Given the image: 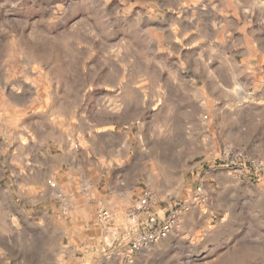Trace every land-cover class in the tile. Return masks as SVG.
<instances>
[{"label": "rangeland", "instance_id": "374dc122", "mask_svg": "<svg viewBox=\"0 0 264 264\" xmlns=\"http://www.w3.org/2000/svg\"><path fill=\"white\" fill-rule=\"evenodd\" d=\"M252 38L264 0H0V264H264Z\"/></svg>", "mask_w": 264, "mask_h": 264}, {"label": "built area", "instance_id": "2783aa9c", "mask_svg": "<svg viewBox=\"0 0 264 264\" xmlns=\"http://www.w3.org/2000/svg\"><path fill=\"white\" fill-rule=\"evenodd\" d=\"M241 166L247 170H254V172L258 173L259 171L264 170V161L259 160L258 158L249 157L245 160H242ZM148 201L149 195L146 194L140 201L142 208H147L149 205ZM99 219L104 222L109 221L110 213L107 210H102L99 213ZM177 221L178 215L175 211H171L167 218H165L162 222L158 220V217L155 214H149L146 221L143 222L146 230L138 234L136 237L129 239V251L137 252L144 250L160 239L167 237L174 230ZM118 234L119 232H114L115 236Z\"/></svg>", "mask_w": 264, "mask_h": 264}, {"label": "crops", "instance_id": "0c3cea01", "mask_svg": "<svg viewBox=\"0 0 264 264\" xmlns=\"http://www.w3.org/2000/svg\"><path fill=\"white\" fill-rule=\"evenodd\" d=\"M252 40H253V42L254 43H264V38H252ZM256 53H258V52H253L252 50H250V49H248L247 50V54H246V56L247 57H251V56H253V55H258V54H256ZM107 238H109V236H107Z\"/></svg>", "mask_w": 264, "mask_h": 264}]
</instances>
